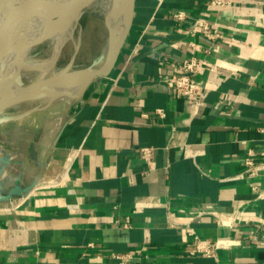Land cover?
<instances>
[{"label": "crops", "instance_id": "obj_1", "mask_svg": "<svg viewBox=\"0 0 264 264\" xmlns=\"http://www.w3.org/2000/svg\"><path fill=\"white\" fill-rule=\"evenodd\" d=\"M191 55L198 98L162 81ZM143 147L155 149L149 165ZM249 150L264 162V0H135L107 77L0 125L4 193L35 183L0 203V264H118L121 253L140 264H264V168L248 178ZM194 237L215 241V257L196 255Z\"/></svg>", "mask_w": 264, "mask_h": 264}, {"label": "water", "instance_id": "obj_2", "mask_svg": "<svg viewBox=\"0 0 264 264\" xmlns=\"http://www.w3.org/2000/svg\"><path fill=\"white\" fill-rule=\"evenodd\" d=\"M134 3L135 0H121L119 7L121 37L119 40L111 39L112 56L108 60L101 62L100 54L96 61L85 69L76 72L69 71L65 74L57 73L58 75L51 76L26 88L21 87L18 72L0 79V125L22 119L36 110L51 105L53 102L44 107H33L18 113H8L9 110L21 106L27 101L48 97L50 93L54 92V88L58 90L71 86L81 87V98L89 84L107 77L117 61L132 26ZM58 11L60 12V20L64 18L67 20L73 12L71 21L74 27L81 15L85 13L84 6L77 3V0H0V67L9 64L21 54L29 52L43 35H52L57 24L54 15ZM62 50L61 46L59 52ZM58 59L56 56L52 62L53 69L61 71L55 68ZM9 164L10 159L8 157H0V203L9 202L13 197L27 196L35 187L34 182L25 187L16 184L4 193L3 185L6 177L3 176V169ZM2 191L4 194L1 193Z\"/></svg>", "mask_w": 264, "mask_h": 264}, {"label": "bare ground", "instance_id": "obj_3", "mask_svg": "<svg viewBox=\"0 0 264 264\" xmlns=\"http://www.w3.org/2000/svg\"><path fill=\"white\" fill-rule=\"evenodd\" d=\"M84 6L85 12L91 15H97L100 18L101 25L107 33V40L101 52V62L106 61L112 56V40H119L121 37L122 27L120 24V3L121 0H77ZM57 22L52 35H43L33 45L31 50L20 57L13 59L9 64L0 67V79L8 77L10 74L18 72L20 85L22 88L35 85L36 83L47 79L51 76L65 74L70 71L69 68L56 71L53 69L52 62L59 58L61 52L59 48L72 41L74 24L71 21L73 12L67 20H60V12L54 15ZM50 93L44 99L31 100L16 106L13 109H28L33 107H44L55 100L65 99L68 102L80 98L81 87L61 88ZM62 96V97H61ZM6 113V111H4ZM59 124V123H58ZM53 128V126H52Z\"/></svg>", "mask_w": 264, "mask_h": 264}, {"label": "built area", "instance_id": "obj_4", "mask_svg": "<svg viewBox=\"0 0 264 264\" xmlns=\"http://www.w3.org/2000/svg\"><path fill=\"white\" fill-rule=\"evenodd\" d=\"M250 0H209V3L218 8L230 7L233 4L241 3ZM174 18L178 21H185L186 15L182 12H178ZM195 25L201 27L206 31L207 36L210 39L221 38V35L217 29L210 30L207 25L202 21H196ZM202 65L200 60L191 55L189 58L182 61L179 66V73L171 77H165L162 79L169 87L174 91L186 98H198L201 95L200 87L194 80V77L199 73ZM157 114L163 117V111L158 110ZM141 159L144 163L149 165L152 163L155 155V149L151 147H143L140 149ZM261 156H257L251 150H249L245 156L242 158V162L245 165L248 178H254L258 175L260 168H264V162L260 160ZM255 192L258 190L256 186L252 188ZM260 195H263L261 192ZM258 243L264 246V224L258 227ZM194 253L202 257L213 258L215 257L217 243L215 241H210L206 239H201L199 237H194ZM113 256L118 260V264H140L138 257L134 256L132 253H121L113 254Z\"/></svg>", "mask_w": 264, "mask_h": 264}, {"label": "rangeland", "instance_id": "obj_5", "mask_svg": "<svg viewBox=\"0 0 264 264\" xmlns=\"http://www.w3.org/2000/svg\"><path fill=\"white\" fill-rule=\"evenodd\" d=\"M72 36V41L65 45L57 60L55 65L57 70H62L69 66L70 72H76L89 67L101 54L107 39V33L100 23V18L88 12L81 15L74 27ZM24 110L11 109L8 113H18ZM44 115L45 113L41 111V113H37L35 118H42Z\"/></svg>", "mask_w": 264, "mask_h": 264}]
</instances>
